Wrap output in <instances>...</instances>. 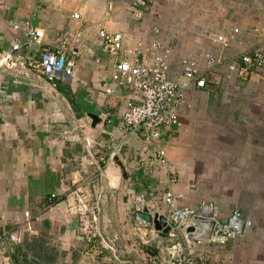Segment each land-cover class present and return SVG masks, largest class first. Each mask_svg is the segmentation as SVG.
Segmentation results:
<instances>
[{"label":"crops","instance_id":"1","mask_svg":"<svg viewBox=\"0 0 264 264\" xmlns=\"http://www.w3.org/2000/svg\"><path fill=\"white\" fill-rule=\"evenodd\" d=\"M75 1L0 0L1 52L23 40L13 27L29 22L46 32V46L57 35L79 32L82 54L69 82L32 75L30 64L27 70L0 71V233L17 235L12 256L22 264H168L174 241L140 237L135 207L144 194L152 214L166 213L165 194L172 191L184 197L174 208L195 209L208 201L221 220L240 211L250 222L243 237L225 246L188 248L180 234L192 264H264V222L256 220L264 215V70L242 80L227 66L261 44L255 31L264 24V0H146L141 20L131 9L135 0ZM76 13L81 21L72 19ZM102 29L170 48V79L176 83L184 79L188 57L206 72L207 88L187 92L179 109L184 128L166 131V143L147 146L124 125L127 104L137 97L111 81ZM218 36L233 37L232 48L221 52ZM207 55L222 64L210 68ZM90 115L99 116L101 125L94 128ZM158 149L165 150L167 166ZM79 188L99 215L98 247L87 252L77 238L88 220L78 209ZM51 195L57 199L47 208ZM106 242L116 252L98 257ZM7 256L0 244V264Z\"/></svg>","mask_w":264,"mask_h":264},{"label":"built area","instance_id":"2","mask_svg":"<svg viewBox=\"0 0 264 264\" xmlns=\"http://www.w3.org/2000/svg\"><path fill=\"white\" fill-rule=\"evenodd\" d=\"M147 7L146 0H135L131 6L134 17L137 20L143 18V9ZM114 5L110 4L111 12ZM73 20L81 21V13L73 14ZM16 33H21L23 40L16 41L9 51H3L0 58V71L2 69L27 70L32 75L40 76L49 82L58 79L69 81L74 77L78 69V60L81 58V44L79 32L68 31L57 35L55 43L46 46L47 34L44 30L34 27L31 23L15 25ZM239 31L235 30V34ZM261 38V44L253 47L227 63L230 73L239 79L247 80L256 71L264 70V24L255 31ZM160 30L156 29L155 34ZM103 51L111 58L109 66L111 81L122 89H132L137 99L127 104L123 115V123L133 133L142 135L147 146H158L166 143L165 133L170 129H183L184 124L179 115V109L184 104L186 94L193 88L206 89V72L199 70L194 57H188L183 61L184 79L176 83L169 79V68L172 58V50L161 42L147 43L145 41H133L122 32H111L102 29L98 33ZM233 37L218 36L215 43L219 44L220 51L225 52L230 47ZM36 50L33 57L26 56L16 58L15 55L23 51ZM210 68L221 65L222 60L214 56H206ZM106 93L113 91L104 85ZM157 158L162 165L167 166L166 152L158 149ZM170 181L176 182L173 170L169 171ZM79 212L88 217L78 233V241L87 247H98L99 230L98 208L89 203L81 188L78 189ZM182 195H175L172 191L165 194V204L168 206L163 217V224L171 228L169 238L174 242L168 248L171 261L168 264H192V259L185 254V247L179 235L182 234L188 248L196 244L210 243L225 246L229 242L243 237L246 234L250 222H247L243 213L235 211L226 221L221 220L218 207L208 201H202L195 208H174L175 201L182 200ZM57 199L51 195L48 206L52 207ZM147 206L146 196L139 194L136 197V215L142 213ZM29 217V213H26ZM137 234L143 239L150 236H158L152 228L148 233V226L138 219ZM189 228H194L193 233L187 234ZM19 242L16 234L0 233V244L6 246L8 256L2 264H16L13 259L10 245ZM101 248L96 249L98 257L110 251L115 253L116 247L112 242L102 243Z\"/></svg>","mask_w":264,"mask_h":264},{"label":"water","instance_id":"3","mask_svg":"<svg viewBox=\"0 0 264 264\" xmlns=\"http://www.w3.org/2000/svg\"><path fill=\"white\" fill-rule=\"evenodd\" d=\"M1 56L2 55L0 53V58ZM90 118L93 122L94 128L101 125L102 119L99 116L90 115ZM123 177L127 179L126 171L124 168H123ZM137 219L143 224L148 226L147 228L148 233H150L152 228H154V230L158 233V236L160 238L167 239L171 232V228L166 227V224H163V217L160 214H152L148 209V207H145L142 213L137 214ZM194 231H195L194 228H189L187 229L186 233L190 234L193 233Z\"/></svg>","mask_w":264,"mask_h":264},{"label":"rangeland","instance_id":"4","mask_svg":"<svg viewBox=\"0 0 264 264\" xmlns=\"http://www.w3.org/2000/svg\"><path fill=\"white\" fill-rule=\"evenodd\" d=\"M77 1V0H76ZM75 1V2H76ZM147 2H148V4H149V0H147ZM231 40V39H230ZM232 43H233V40H231V42H230V47L226 50V51H228V50H230L231 48H232ZM171 68H169V73H168V75H169V79L171 78V70H170ZM179 78H180V76H179ZM69 82V81H68ZM67 82V83H68ZM84 195L86 196V198H87V200L89 201V203H92L93 201H92V198L89 196L88 197V195L87 194H85L84 193ZM257 220V222H264V215H259V217L256 219ZM252 222H254L253 220H251ZM85 222H83V224H84ZM82 228V226L80 227V229ZM80 229H79V231H78V233L80 232ZM77 237H78V234H77ZM91 250V247H87V250H86V252L87 251H90Z\"/></svg>","mask_w":264,"mask_h":264},{"label":"trees","instance_id":"5","mask_svg":"<svg viewBox=\"0 0 264 264\" xmlns=\"http://www.w3.org/2000/svg\"><path fill=\"white\" fill-rule=\"evenodd\" d=\"M56 83H59L60 82V79L56 80L55 81ZM55 204V203H54ZM14 261L16 262V264H22V263H19L14 257H13ZM26 264V263H25ZM35 264H43V263H40V262H37Z\"/></svg>","mask_w":264,"mask_h":264}]
</instances>
